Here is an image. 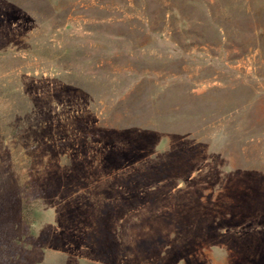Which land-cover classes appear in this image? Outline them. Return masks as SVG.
<instances>
[{
    "label": "rangeland",
    "instance_id": "1",
    "mask_svg": "<svg viewBox=\"0 0 264 264\" xmlns=\"http://www.w3.org/2000/svg\"><path fill=\"white\" fill-rule=\"evenodd\" d=\"M0 264H264V0H0Z\"/></svg>",
    "mask_w": 264,
    "mask_h": 264
}]
</instances>
